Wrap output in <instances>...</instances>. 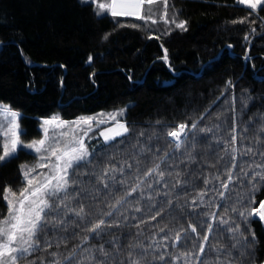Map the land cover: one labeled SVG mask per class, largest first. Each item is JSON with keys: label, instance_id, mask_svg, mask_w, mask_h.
I'll return each mask as SVG.
<instances>
[{"label": "trees", "instance_id": "obj_1", "mask_svg": "<svg viewBox=\"0 0 264 264\" xmlns=\"http://www.w3.org/2000/svg\"><path fill=\"white\" fill-rule=\"evenodd\" d=\"M111 3L0 0V102L20 113L23 140L40 138V119L54 114L123 109L128 127L93 139L88 161L70 169L65 203L82 217L49 211L17 264H87L101 246L109 264L130 252L141 264H262L264 223L252 210L264 199V3L145 0L141 19L112 15ZM181 124L177 149L168 133ZM34 160L19 150L0 162V220L6 190L20 196L22 164Z\"/></svg>", "mask_w": 264, "mask_h": 264}, {"label": "snow or ice", "instance_id": "obj_2", "mask_svg": "<svg viewBox=\"0 0 264 264\" xmlns=\"http://www.w3.org/2000/svg\"><path fill=\"white\" fill-rule=\"evenodd\" d=\"M239 2L255 10L257 6L262 3V0H239ZM144 3L145 0H112V15H132L136 19H141L142 17L140 16L138 10L140 5ZM147 3H153V0H147ZM99 7L103 9L105 5L100 4ZM176 26L183 29L185 28V22H180ZM0 112L8 113L11 117V120L8 122L10 125L8 131L11 133V136L9 137L8 133H5L6 138L3 144V154L0 155V162H3L15 154L18 146L21 144V140L18 132L19 124L16 122L19 114L4 107H0ZM81 122L90 123L87 119H84ZM48 123L51 122L45 121V124ZM118 127L123 129V132L118 131L115 135H123L128 132V127L124 123H120ZM185 127L186 126L183 124L179 125L180 130L185 129ZM193 127H195V125H193ZM101 135L104 136L106 143L115 138V135L108 136L103 132ZM168 136L175 139V147L179 149L181 146L182 132L170 131ZM233 143H235V136H233ZM37 144L43 146L45 141H34L32 144L26 145V147L32 148L37 153H40L41 147H37ZM45 150L48 151L49 149ZM233 151H235V149H233ZM249 151H251V149H249ZM50 152L51 155L56 158L57 171L48 176L44 183H40L38 181L37 186L34 188L25 187V189L20 193V199L14 202L9 200V219L0 224V264H9V261H11V264H17V261L22 255L29 254L32 250L38 247L37 234L43 227L49 211H57L59 208H64L69 211H74V214L77 217H82L84 214L85 210L83 207H80L79 210H73L67 203H65V201L74 198L73 194L68 192V189L72 185L69 170L72 169L74 165H78L81 162H87L89 153L85 150L82 143L79 147L72 146L70 149L66 147L63 150L62 155L58 154L60 153V149L58 147H51ZM65 157H67L66 160ZM41 158L45 159V157ZM233 159H235V157H233ZM61 161H64L63 166H61ZM41 166L43 167L45 165ZM260 167H264V165H261ZM158 169L159 165H156V167L151 169L148 174L157 172ZM33 171L34 169H27L23 171L28 185H32L33 179H35V177H31V173ZM110 171H115V169H111ZM104 174L107 176L109 172L106 171ZM160 176L163 178V172H160ZM261 179H264V176H261ZM229 181H231V173H229ZM177 184H179V181H177ZM105 186L107 187V185ZM227 186L228 185L225 184L224 188L226 189ZM138 187L139 185H137V188ZM10 191V189L6 190V200H8V193ZM61 193L64 195L61 196ZM130 194L131 193H129V195ZM221 195H223V193H221ZM56 199L60 200L59 205L55 203ZM119 203H122V201H117V204ZM193 203H195V201ZM137 211H139V209H137ZM252 211L253 214L258 213L260 218L264 220V202H261L259 210L253 209ZM109 215H111V213H109ZM240 215L243 216L245 213H240ZM104 223L105 222L101 220L89 230L95 232L99 230ZM210 229L211 226H209V230ZM230 231L238 232L239 229H230ZM192 232H196L195 227H192ZM176 239L179 241L180 234H177ZM208 239L209 237L207 235L203 237L205 242ZM233 247H235V245H233ZM199 250L201 254L204 253V243L199 245ZM215 251H217V254L219 255L220 250L216 249ZM96 253H99L103 259H98ZM75 256L76 253L74 251L71 256L67 257V259L72 261L75 259ZM109 256V252L101 246L99 249L95 250V252L89 250V255L85 257V260L87 261V264H109ZM226 257L230 258L231 253H227ZM144 258V256L137 258L134 253L130 252L127 256V264H141V261ZM159 259L163 260L164 257L160 256ZM53 264H60V261L54 260ZM77 264H84V261H77ZM121 264H124V262H121ZM215 264H226V261H217Z\"/></svg>", "mask_w": 264, "mask_h": 264}, {"label": "rangeland", "instance_id": "obj_3", "mask_svg": "<svg viewBox=\"0 0 264 264\" xmlns=\"http://www.w3.org/2000/svg\"><path fill=\"white\" fill-rule=\"evenodd\" d=\"M95 1H98V0H95ZM263 3H264V0H262V3L260 5H262ZM240 4L246 6L245 4H242V3ZM260 5H258L257 7H259ZM249 9H252V8H249ZM0 107L7 108L10 111L16 112L19 114L16 122L19 124L18 132L20 135L21 144L18 146L15 154L19 150H25L35 155V160L31 164L27 162L26 163L24 162L22 164V171L27 170V169H34V171L31 173V177H35V179H33L32 185H28L27 181L25 180L24 174H23L24 180L26 181V187H29V188H34L35 186H37L38 181L40 183H44L48 176H50L52 173L57 171V161H56V158L51 155V152H50L51 147H58L60 149V153L58 154L62 155L63 150L66 147L69 149L72 146L79 147L80 144L82 143L85 150L90 155V152L92 151V146H93V144H90V143L93 139H100L102 142H105L104 136L101 135L102 132L108 136H114L115 133L118 131L123 132V129L118 127V125L122 123L121 118L124 113L123 109H119L116 111L113 110L110 112L104 111L96 115L95 114L94 115H82L74 119L73 121L63 120L60 118L58 114H54L50 117L40 119L39 128L42 133L40 138L33 139V140H23L21 136L22 127L20 125V113L14 110L13 108H11L8 104L3 103V102H0ZM84 119L89 120L90 123L81 122ZM10 120H11V117L8 113L0 112V144L2 146V154H3V144L6 138L5 133L7 132L9 137L11 136V133L8 131V129L10 128V125L8 122ZM45 121H50L51 123L45 124ZM101 125H107V128H102L100 127ZM177 131L182 132V136H181V139H182L184 136L183 130H177ZM118 136H121V135H115V138ZM40 140L45 141V144L43 146H40L39 144L36 145L37 147H41L40 153H37L32 148L26 147V145L32 144L34 141H40ZM174 142L176 143V141ZM45 149H49V150L46 151ZM41 157H45V159H42ZM66 159L67 157H65V160ZM60 163H61V166H63L64 161H61ZM41 165H45V166L42 167ZM5 195L6 193L4 194V199H5ZM20 198L21 197L17 196L16 193H11V192L8 193V200L5 199L8 205V213L5 219L0 220V224H2L3 221L9 219V200L14 202ZM9 264H11V261H9Z\"/></svg>", "mask_w": 264, "mask_h": 264}, {"label": "water", "instance_id": "obj_4", "mask_svg": "<svg viewBox=\"0 0 264 264\" xmlns=\"http://www.w3.org/2000/svg\"><path fill=\"white\" fill-rule=\"evenodd\" d=\"M261 202H264V199L261 201ZM261 202H260V204H261ZM260 204H259V206H258V210H259V208H260ZM259 217H260V215H259ZM261 219V218H260ZM262 220V219H261ZM263 221V223H264V220H262ZM262 264H264V261L262 262Z\"/></svg>", "mask_w": 264, "mask_h": 264}, {"label": "crops", "instance_id": "obj_5", "mask_svg": "<svg viewBox=\"0 0 264 264\" xmlns=\"http://www.w3.org/2000/svg\"><path fill=\"white\" fill-rule=\"evenodd\" d=\"M111 5H112V3H111ZM112 10V9H111ZM119 10V9H118ZM139 11V10H138Z\"/></svg>", "mask_w": 264, "mask_h": 264}]
</instances>
